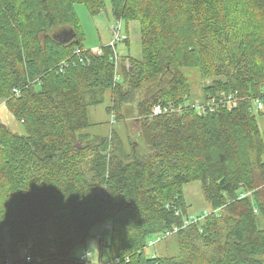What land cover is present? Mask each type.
Listing matches in <instances>:
<instances>
[{"label":"trees","instance_id":"obj_1","mask_svg":"<svg viewBox=\"0 0 264 264\" xmlns=\"http://www.w3.org/2000/svg\"><path fill=\"white\" fill-rule=\"evenodd\" d=\"M108 1L126 30L139 21L141 58L83 45L76 4ZM107 92L119 124L94 135ZM262 96L264 0H0V104L24 128L0 121V264H97L73 252L105 223L114 264H264ZM158 102L179 111L155 115ZM172 235L177 253H147Z\"/></svg>","mask_w":264,"mask_h":264},{"label":"rangeland","instance_id":"obj_2","mask_svg":"<svg viewBox=\"0 0 264 264\" xmlns=\"http://www.w3.org/2000/svg\"><path fill=\"white\" fill-rule=\"evenodd\" d=\"M76 11L79 17L81 38L83 45L86 48H98L104 45H107L113 39V31L112 24L115 22L114 16L111 10V4L108 1V5L106 10L98 14H91L87 6L84 3L76 4ZM123 22V21H122ZM128 34L130 38V43L127 45L123 41H120L118 44V52L120 55L123 54H131L134 57L141 58L142 56V47H141V33H140V23L139 21H131L129 23L128 30H126V25L122 26V35ZM195 77V78H194ZM198 76L194 73L193 80L190 82V85L193 89V92H196L197 95L201 92L200 83L196 79ZM202 96L195 98V100H201ZM111 103V94L109 92L106 93L105 101L102 104H98L95 106H91L89 108V118L93 123L92 126L88 127L86 130L94 135H108L111 132L112 127H118L119 121L114 120L112 116L106 111V107ZM257 115L259 126L262 132H264V115L255 111ZM128 120L125 122L123 126H126L128 131L132 133L134 138H137L136 135V127L137 124L134 123V118L130 114L126 115ZM0 121L6 123L9 127L14 130H17L21 133L24 132V128L22 124L15 119L13 114L9 111V109L3 104H0ZM124 132V131H123ZM186 199L189 205V209L192 210L193 213H197L202 211L206 207V201L203 197V191L201 187V183L199 181H192L186 183L184 186ZM107 234L105 242L109 240L108 235L110 233V229L108 227V223H105ZM103 224L97 225L93 228L92 233L93 237L89 240L86 245L78 246L74 252V257H81L83 254H87L88 252H92V257L95 261L100 260V239L97 237L99 232L103 231ZM170 244V245H166ZM104 246V245H103ZM103 255L102 261L106 263L111 260V256L108 252L107 247H103ZM101 249V250H102ZM147 253L156 251L158 254L165 253L168 255H172L173 252H178V243L176 241V236L172 235L166 239H163L157 242L154 246H148L146 248Z\"/></svg>","mask_w":264,"mask_h":264},{"label":"built area","instance_id":"obj_3","mask_svg":"<svg viewBox=\"0 0 264 264\" xmlns=\"http://www.w3.org/2000/svg\"><path fill=\"white\" fill-rule=\"evenodd\" d=\"M115 22L112 24L111 28L113 31V39L110 42V45L115 47L117 44V41H121L126 39V35H122V20L121 19H117L114 18ZM80 49H77L76 52H79ZM92 51H94L97 54H101L102 52V48L98 47V48H94L92 49ZM116 58V57H115ZM83 56L79 58V60H82ZM227 98L225 99H220L219 104H229V105H235L237 98L232 95L229 94L226 96ZM264 96L262 97H258L255 99V104H256V109L261 110L264 108ZM204 105H207L211 111H214L215 109V103L214 100L212 101H208L206 104L202 103L200 100H196V106L199 109V111H201V109L204 107ZM178 108L175 107L174 102H168V103H162V102H158L156 104H154V106L152 107V113L155 115H160V114H165V113H170V112H178ZM109 229H111V226L108 225ZM107 234V230H106V226L103 227V231L102 233L98 234L99 237L103 238L104 235ZM28 261L31 260L30 257L27 258ZM81 260L83 261H91V262H97V264H114V260H109L106 263H103L102 260L99 261H95L92 257V252H88L87 254H83L81 256Z\"/></svg>","mask_w":264,"mask_h":264},{"label":"bare ground","instance_id":"obj_4","mask_svg":"<svg viewBox=\"0 0 264 264\" xmlns=\"http://www.w3.org/2000/svg\"><path fill=\"white\" fill-rule=\"evenodd\" d=\"M83 60V59H82Z\"/></svg>","mask_w":264,"mask_h":264},{"label":"crops","instance_id":"obj_5","mask_svg":"<svg viewBox=\"0 0 264 264\" xmlns=\"http://www.w3.org/2000/svg\"><path fill=\"white\" fill-rule=\"evenodd\" d=\"M130 39V38H129Z\"/></svg>","mask_w":264,"mask_h":264}]
</instances>
